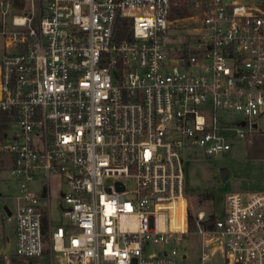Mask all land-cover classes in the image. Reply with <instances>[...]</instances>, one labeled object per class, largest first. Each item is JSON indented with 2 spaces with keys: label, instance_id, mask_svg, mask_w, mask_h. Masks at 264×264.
<instances>
[{
  "label": "built area",
  "instance_id": "1",
  "mask_svg": "<svg viewBox=\"0 0 264 264\" xmlns=\"http://www.w3.org/2000/svg\"><path fill=\"white\" fill-rule=\"evenodd\" d=\"M262 114L264 0H0V156L20 184L8 264H177L179 151L247 144ZM208 214L193 232L224 264H264V190Z\"/></svg>",
  "mask_w": 264,
  "mask_h": 264
},
{
  "label": "rangeland",
  "instance_id": "2",
  "mask_svg": "<svg viewBox=\"0 0 264 264\" xmlns=\"http://www.w3.org/2000/svg\"><path fill=\"white\" fill-rule=\"evenodd\" d=\"M177 33V32H176ZM183 40L184 31H179ZM239 113H228V118L241 117ZM255 131L264 132V114L258 117ZM247 144L235 138L231 149L220 156H207L195 147L183 148L179 151L180 162L184 173V191L187 202V213L192 219L198 210L205 211L206 215H221L227 194L233 192L252 193L264 189V157L250 158L247 155ZM9 161L0 156V247L6 249L7 243L12 242V223L7 222L5 207H13L12 196L19 190V182L9 172ZM222 170L227 175L222 179ZM32 191L39 195L42 182L39 177L29 181ZM55 181L50 182L51 188V224L60 223L58 201L54 197ZM185 202H183V205ZM190 221V219H189ZM189 225V234L182 237L178 243L180 254L185 258L177 259V264H201L200 254L204 250H215L206 264H224V260L216 244H209L207 237L194 233V223ZM45 248L48 247L47 231L44 229ZM13 243L9 249L4 250V256L13 255Z\"/></svg>",
  "mask_w": 264,
  "mask_h": 264
},
{
  "label": "trees",
  "instance_id": "3",
  "mask_svg": "<svg viewBox=\"0 0 264 264\" xmlns=\"http://www.w3.org/2000/svg\"><path fill=\"white\" fill-rule=\"evenodd\" d=\"M8 1L11 4V7L14 11H23L26 6V0H4ZM185 13V11H183ZM182 13V14H183ZM249 142L247 143V155L250 158H263L264 157V132L262 131H253L249 135ZM190 225H193L192 219L189 218ZM44 228L47 227L46 221L43 223ZM3 255L0 254V264L3 262Z\"/></svg>",
  "mask_w": 264,
  "mask_h": 264
},
{
  "label": "crops",
  "instance_id": "4",
  "mask_svg": "<svg viewBox=\"0 0 264 264\" xmlns=\"http://www.w3.org/2000/svg\"><path fill=\"white\" fill-rule=\"evenodd\" d=\"M56 189H55V191H54V194H55V196L57 195V187H55ZM261 190H264V189H261ZM12 228H13V226H12ZM11 241L12 242H8V243H11V245H12V243H13V241H14V234H13V236H12V238H11ZM7 243V244H8ZM6 244V245H7ZM3 252H4V249L3 248H1L0 247V254H2L3 255ZM4 256V255H3ZM186 257V255L185 254H183V256H182V258H185ZM9 258L10 257H8V256H4L3 257V262H2V264H8V260H9Z\"/></svg>",
  "mask_w": 264,
  "mask_h": 264
},
{
  "label": "water",
  "instance_id": "5",
  "mask_svg": "<svg viewBox=\"0 0 264 264\" xmlns=\"http://www.w3.org/2000/svg\"><path fill=\"white\" fill-rule=\"evenodd\" d=\"M256 126H257V125L255 124L254 127H256ZM226 175H227V171H226V170H222V172H221V174H220L221 178L223 179ZM5 208H6V207H5ZM5 210H6V209H5ZM7 213H8V212H7ZM10 245H11V243H8L6 249H9V248H10ZM6 249H4V250H6ZM3 253H5V251H4Z\"/></svg>",
  "mask_w": 264,
  "mask_h": 264
},
{
  "label": "bare ground",
  "instance_id": "6",
  "mask_svg": "<svg viewBox=\"0 0 264 264\" xmlns=\"http://www.w3.org/2000/svg\"><path fill=\"white\" fill-rule=\"evenodd\" d=\"M183 202H185V201L183 200Z\"/></svg>",
  "mask_w": 264,
  "mask_h": 264
}]
</instances>
